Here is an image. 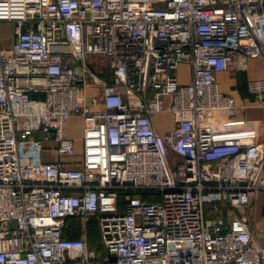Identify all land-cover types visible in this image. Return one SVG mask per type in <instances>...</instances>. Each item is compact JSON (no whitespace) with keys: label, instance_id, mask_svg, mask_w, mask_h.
I'll list each match as a JSON object with an SVG mask.
<instances>
[{"label":"built area","instance_id":"2783aa9c","mask_svg":"<svg viewBox=\"0 0 264 264\" xmlns=\"http://www.w3.org/2000/svg\"><path fill=\"white\" fill-rule=\"evenodd\" d=\"M4 23L0 264H264V138L216 135L237 109L217 74L264 61V0H0ZM247 88L264 108V77ZM71 216L99 223L104 254Z\"/></svg>","mask_w":264,"mask_h":264},{"label":"crops","instance_id":"0c3cea01","mask_svg":"<svg viewBox=\"0 0 264 264\" xmlns=\"http://www.w3.org/2000/svg\"><path fill=\"white\" fill-rule=\"evenodd\" d=\"M261 77H264V61L261 59H248L244 69H229L217 74L220 90L233 95L237 103L235 115L231 119L217 124L216 135L218 137L244 136L252 142L264 138V108L254 102L247 88L248 80ZM189 80L190 67L184 62L180 66V81L187 83ZM169 128L171 126L157 127L161 132H165ZM77 146L78 157H81L82 142L80 141V145ZM59 159L68 160L69 158L58 156L52 161Z\"/></svg>","mask_w":264,"mask_h":264},{"label":"rangeland","instance_id":"374dc122","mask_svg":"<svg viewBox=\"0 0 264 264\" xmlns=\"http://www.w3.org/2000/svg\"><path fill=\"white\" fill-rule=\"evenodd\" d=\"M0 37L4 47L10 48L12 46L13 37L11 36L9 23H4V25L0 29ZM88 61L90 66L96 73H100L102 70L103 73L101 74V76L107 77L109 75V58L107 56L94 53L89 57ZM153 120L156 125V128L160 126H166V127L171 126V128L167 129L165 132H161L160 130L157 129L162 134H166L169 130H171L175 126L174 115L170 111L158 112L153 117ZM68 126H69L70 136L75 139L77 145H80V141L82 140V135H83V128H84L83 117L80 114L71 115L68 121ZM46 145L47 146L52 145L54 147L56 145V141L52 140L50 142H47ZM58 156L59 154L55 149L50 150V148L48 149L45 148L42 152L43 159L54 160ZM263 215H264V211L260 210L258 223L261 225V229L264 231V223H262L264 219ZM75 219L76 222H78V224L80 225V229H79L80 237L84 236L88 244H92V245H95L93 243L99 240L98 241L99 245L104 247L103 240L101 238L100 226L97 221L90 220V221H94L96 224L94 223V225H89L90 223L84 222L83 219L80 218H75ZM86 224L88 225L86 226ZM93 232L96 234V236L94 237H92Z\"/></svg>","mask_w":264,"mask_h":264},{"label":"trees","instance_id":"16d2710c","mask_svg":"<svg viewBox=\"0 0 264 264\" xmlns=\"http://www.w3.org/2000/svg\"><path fill=\"white\" fill-rule=\"evenodd\" d=\"M141 195H142L144 198H146V199H150V198H151L149 192H146V191L142 192ZM75 218H78V217H76V216H71V217H68L67 220H66V222L70 225V227H69V229H68V231H67V235H68V236H71V237H80V235H79L80 225L78 224V222H76V219H75ZM69 219H71L72 221L69 220ZM95 221H96V220H95ZM87 223H90L89 225H94L95 222H94V221H88ZM95 224H96V223H95ZM87 225H88V224H86V226H87ZM94 236H96V234L93 232L92 237H94ZM98 241H99V240H98ZM98 241L93 243V244H95V245L89 244V246H90V247H94V248H96L97 251H98V253H99L100 255H102V254L105 253V249H104L103 246L99 245ZM91 242H92V239H91Z\"/></svg>","mask_w":264,"mask_h":264}]
</instances>
